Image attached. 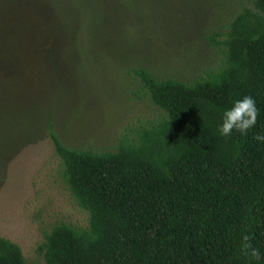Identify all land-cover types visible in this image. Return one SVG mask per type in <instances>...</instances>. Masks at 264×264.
<instances>
[{
  "label": "trees",
  "instance_id": "obj_1",
  "mask_svg": "<svg viewBox=\"0 0 264 264\" xmlns=\"http://www.w3.org/2000/svg\"><path fill=\"white\" fill-rule=\"evenodd\" d=\"M252 4L231 19L214 71L185 82L134 70L166 112L137 139L69 149L49 123L88 226L54 225L40 247L44 264H264V0ZM28 14L37 20L22 33L57 36V0H0V21ZM4 46L0 57L13 61ZM0 264H27L3 237Z\"/></svg>",
  "mask_w": 264,
  "mask_h": 264
},
{
  "label": "rangeland",
  "instance_id": "obj_2",
  "mask_svg": "<svg viewBox=\"0 0 264 264\" xmlns=\"http://www.w3.org/2000/svg\"><path fill=\"white\" fill-rule=\"evenodd\" d=\"M252 5L57 0V36L46 38L22 33L34 25L29 14L24 23L0 21L3 56L13 59L0 57V237L16 243L27 264H44L40 247L54 225L88 226V212L64 181L49 123L69 149L115 150L121 139H137L166 112L134 70L185 82L214 71L224 60L221 40L231 19ZM41 29L35 32L47 34Z\"/></svg>",
  "mask_w": 264,
  "mask_h": 264
}]
</instances>
